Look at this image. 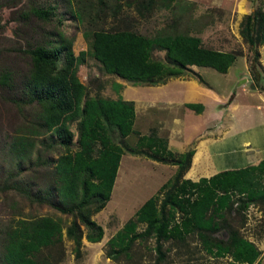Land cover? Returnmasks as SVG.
Instances as JSON below:
<instances>
[{"label": "trees", "instance_id": "16d2710c", "mask_svg": "<svg viewBox=\"0 0 264 264\" xmlns=\"http://www.w3.org/2000/svg\"><path fill=\"white\" fill-rule=\"evenodd\" d=\"M151 1L174 13L177 3L183 0ZM263 19L259 8H256L242 19L239 31L242 41L251 52L248 73L255 86L261 90V70L252 47L257 21L262 26ZM180 23L181 17L151 38L129 31H94L88 42V54L99 64L104 74L134 85L162 84L167 78L177 75L176 66L207 67L225 73L239 53H220L201 48L199 38L177 31ZM84 37L88 36L84 34ZM154 47L164 51L167 64L151 58ZM84 56L85 53L80 52L77 57H73L67 51L62 67L52 69L46 63V51L37 49L33 53L30 82L40 108L37 116L42 125V132H35L34 135L52 133L61 151L54 166L55 172L51 173V195L59 199L60 206L70 205L60 211H78V217L87 230L85 240L96 243L101 240L103 231L88 216L99 212L106 205L122 151L115 147L108 148L111 144H102L97 157L91 159L89 142L102 138L105 128L110 126L115 128L121 140L124 139L132 133L134 111L131 103L120 99L86 97L85 88L75 75V67ZM111 85L115 90L121 88L116 83ZM187 107L194 108L192 105ZM77 120L80 126L79 150L70 154L71 133L66 124ZM126 150L134 155L136 151H149L144 158L163 164L171 163L167 160L174 158L171 164L178 169L107 239L104 245L105 258L113 262L119 258L129 260V249L135 240L152 238L154 247L151 264H166L163 245L168 242L183 244L187 235L191 234L199 242L200 250L210 258L227 257L230 259L229 264H260L261 252L253 242L240 235L238 227L243 224V212L249 206L264 207V161L256 166L224 171L191 182L181 178L189 165L191 152L178 156L169 153L164 140L156 138L152 132L148 136L138 137L134 148L127 146ZM137 155L140 156L139 153ZM79 188H82V192ZM88 200L90 204L95 203V208L82 216ZM138 224L144 225L141 233L136 231ZM62 230L61 222L52 218L18 219L6 233L1 262L52 264L47 259L37 262L33 260V255L42 248L51 250L54 248L52 246L59 244ZM222 231L225 233L224 239L217 237ZM65 233L73 242L72 253L78 256L82 236L80 226L72 223Z\"/></svg>", "mask_w": 264, "mask_h": 264}, {"label": "rangeland", "instance_id": "374dc122", "mask_svg": "<svg viewBox=\"0 0 264 264\" xmlns=\"http://www.w3.org/2000/svg\"><path fill=\"white\" fill-rule=\"evenodd\" d=\"M249 1L254 7L257 4L260 6L262 2ZM230 4L229 0H183L177 3L174 16L170 10L163 9L151 0H0V264H3L1 249L6 233L15 222L18 219L35 220L42 217L59 220L64 239L52 246L54 248L51 250L42 248L34 254L33 260L37 262L47 259L52 264H57L59 260L58 264H151L153 257L152 238L135 240L129 249V260L119 258L117 262H113L105 258V246L101 249L102 254L95 255L93 251V256L99 257H94L91 262L90 250L85 251L83 256L82 252L79 256V251L78 256L68 255L71 246L67 245L65 230L72 223L79 225L84 235L87 230L78 217L77 210L72 213L60 211L70 205L60 206L59 199L54 194L51 195V173L55 172L54 166L61 151L52 133L34 135L35 132H42V125L37 116L40 108L30 82L33 53L37 49L46 51V63L52 69H58L62 67L67 51L73 57L84 52V58L75 67V75L84 86L86 97L114 98L118 91L111 84L117 78L104 74L99 64L88 54V42L92 32L129 31L151 38L181 17L177 31L199 37L201 48L221 49L226 29L230 32L228 21L231 14V19L237 15L239 2L231 0ZM236 31L233 28V32ZM84 34L88 37H84ZM224 38L228 39V36ZM257 38L256 33V40ZM241 39L239 37L240 41ZM245 45L244 48L248 47ZM151 58L167 64L164 51L160 48L154 47L151 50ZM176 67L177 75L187 70L186 67ZM78 121L66 124L71 133L70 154L79 150ZM150 130L155 134L154 129ZM89 143L91 159L97 157L102 150V144H111L108 148H119L122 151L121 159L134 158L137 167H142L143 159L149 153L146 150L136 151V155L128 153L127 144L120 139L112 126L105 128L102 138L90 140ZM127 160H123L116 178L112 196V203L115 205L111 206L110 202L105 210L97 214V222L102 223L107 239L134 215L141 199H144L150 189L157 190L156 186L151 185L161 180L160 174L156 172V176L149 179L148 186L139 193L133 181H124L122 167L129 164ZM133 170L131 168L128 171L130 176ZM78 190L82 192V188ZM160 201L161 197L158 205ZM114 207H118L119 212L114 211ZM94 208L95 203L90 204L88 200L82 216ZM243 214V224L238 227L239 233L261 251L260 264H264V207L251 205ZM95 215L96 213L88 216V219H93ZM143 229V224L136 227L137 233H141ZM217 237L224 239L225 233L222 231ZM163 250L166 251V264L230 263L227 257L215 259L205 255L200 250L196 237L191 234L187 235L183 244L165 243Z\"/></svg>", "mask_w": 264, "mask_h": 264}, {"label": "crops", "instance_id": "0c3cea01", "mask_svg": "<svg viewBox=\"0 0 264 264\" xmlns=\"http://www.w3.org/2000/svg\"><path fill=\"white\" fill-rule=\"evenodd\" d=\"M230 2L231 0L229 4ZM238 2L237 15L231 19V14L229 21L227 20L230 32L226 29L224 37L228 36V39L223 37L221 49H213L220 53H239L225 73H218L207 67L185 66V73L167 78L162 84L154 86L134 85L118 78L114 79L121 88L116 90V97L109 99L129 102L134 111L132 133L123 139L124 142L128 147L134 148L138 137L148 136L150 129H154L153 135L164 140L166 151L169 153L178 156L191 152L189 165L182 172L183 180L196 182L200 178L256 166L260 161H264V90L257 88L251 80L247 69L251 54L248 47V50L244 48L242 39L239 40V27L244 17L259 8L264 18V0L260 6L257 4L258 7H254L249 0ZM258 23L257 21L258 38L256 40V35L254 36L252 49L257 54V64L262 72L260 84L264 87V19L262 26ZM233 28L237 30L236 33ZM190 105L194 108L187 107ZM123 160L127 159H121L120 156L106 205L91 219L102 231L103 225L97 222V214L105 210L110 202L111 206L114 204L113 191ZM174 160L173 158L167 161L172 163ZM127 161L129 164L122 167L124 181H133L139 193L148 186L149 179L155 177L156 172L160 174L161 180L151 186L158 189L178 169L171 163L162 164L146 158L143 159L142 167L136 166L134 158ZM131 168L134 170L130 176L128 171ZM155 191L156 189H150L144 199H141L140 205ZM115 209L114 211L119 212L118 207ZM64 237L67 245L71 246L68 252L71 257L73 242L65 232ZM62 239L64 238L61 233ZM105 240L107 238L103 233L99 242L90 243L82 234L79 256L81 252L83 256L85 251L90 250L91 262L94 257H99L93 256V251L95 255L102 254Z\"/></svg>", "mask_w": 264, "mask_h": 264}, {"label": "clouds", "instance_id": "9594fccd", "mask_svg": "<svg viewBox=\"0 0 264 264\" xmlns=\"http://www.w3.org/2000/svg\"><path fill=\"white\" fill-rule=\"evenodd\" d=\"M263 90H264V87H263ZM160 163V162H159ZM163 164V163H162Z\"/></svg>", "mask_w": 264, "mask_h": 264}]
</instances>
